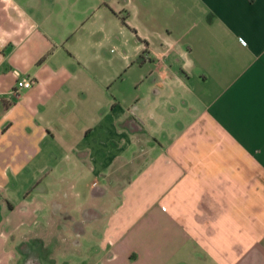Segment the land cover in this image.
<instances>
[{"label":"crops","instance_id":"0c3cea01","mask_svg":"<svg viewBox=\"0 0 264 264\" xmlns=\"http://www.w3.org/2000/svg\"><path fill=\"white\" fill-rule=\"evenodd\" d=\"M69 241L264 264V0H0V264Z\"/></svg>","mask_w":264,"mask_h":264},{"label":"rangeland","instance_id":"374dc122","mask_svg":"<svg viewBox=\"0 0 264 264\" xmlns=\"http://www.w3.org/2000/svg\"><path fill=\"white\" fill-rule=\"evenodd\" d=\"M113 51H114L113 47L110 50H108L109 54H112ZM83 62H85V60H83ZM86 64L88 65V61ZM102 67H106L105 63H103ZM12 96H14V95L12 94ZM28 189H31V187H29V188L27 187L25 190L27 191ZM20 232L21 231H18L19 234H20ZM18 233H16V234H18ZM11 238H13L12 240H15L14 242L19 245V249L23 250V246H24L23 238H21V237H18L17 239H15L14 237H11ZM20 238H21V240H20ZM24 239L27 241V237H24ZM30 240H31L30 244H37V236L36 235L33 237L31 235ZM50 240L52 241V237L50 238ZM51 241H49V242H51ZM48 245L50 246V244H48ZM36 246L37 245H35L34 248H30V251L32 252V254L36 253V251H35V250H37ZM83 247L84 246H76L75 244H73L72 242L69 241L63 247L64 249L62 252L51 254L52 260L55 261L56 264H83L82 260H86V257L88 255V253L86 255V251H84ZM27 250L28 249H26L24 254L21 251V254H20L21 259L25 257V255L27 254ZM51 250L53 251V248ZM51 250H50V247H48V251H51ZM81 251H82V253H81ZM32 260H34V259H32Z\"/></svg>","mask_w":264,"mask_h":264},{"label":"built area","instance_id":"2783aa9c","mask_svg":"<svg viewBox=\"0 0 264 264\" xmlns=\"http://www.w3.org/2000/svg\"><path fill=\"white\" fill-rule=\"evenodd\" d=\"M239 41L241 43H243V41L241 39H239ZM28 85H30V79H27V78L16 79L15 80V86L11 90V94H13L14 96H16L19 89H21L23 87H27Z\"/></svg>","mask_w":264,"mask_h":264}]
</instances>
